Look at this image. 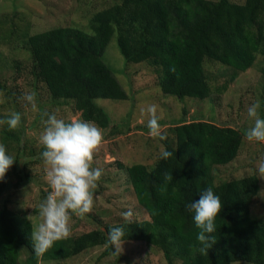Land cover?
<instances>
[{
	"label": "trees",
	"instance_id": "16d2710c",
	"mask_svg": "<svg viewBox=\"0 0 264 264\" xmlns=\"http://www.w3.org/2000/svg\"><path fill=\"white\" fill-rule=\"evenodd\" d=\"M89 25L92 33L75 26H60L32 35L26 29L23 38H27L30 74L35 83L45 86L53 102L72 103L84 121L110 129L109 136L121 132L112 129L110 117L96 101L128 99L103 60L115 34L127 64L150 67L161 92L181 102L187 98L212 99L215 90L225 92L239 75L253 68L259 56H264V0H117L95 13ZM206 63L229 69L228 81L214 89ZM129 80L134 82L133 77ZM263 106L264 100L262 118ZM7 118L0 114V119ZM23 123L22 120L16 130H9L5 124L1 131L7 151L16 152L14 175H20L25 167L23 158L27 159L26 166L41 161L45 150H37L35 145L25 147ZM159 123L166 124L163 119ZM143 130L149 132L148 127ZM244 132L243 128L219 125L204 117L189 122L182 119L170 125L164 132L167 139L161 140L164 149L173 152L172 158L165 161L160 157L153 166L120 163L135 199L149 217L127 226V243L145 242L155 247L164 254L167 264H264V220L251 215V206L261 194L259 176L216 184L218 174L214 172L215 167L239 158ZM11 144L15 147L8 149ZM165 172L172 174L171 181L165 182ZM209 186L221 198L223 210L216 221V232L208 234L216 242L205 256L198 251L199 229L188 205L198 201ZM7 188L9 172L0 182V199ZM123 223L97 222L96 229L58 241L39 264L106 246L109 228ZM32 227L23 211L3 206L0 264H23V248L28 251L25 264H38ZM109 254L112 248L107 246L104 255Z\"/></svg>",
	"mask_w": 264,
	"mask_h": 264
},
{
	"label": "rangeland",
	"instance_id": "374dc122",
	"mask_svg": "<svg viewBox=\"0 0 264 264\" xmlns=\"http://www.w3.org/2000/svg\"><path fill=\"white\" fill-rule=\"evenodd\" d=\"M116 1L0 0V114L9 116L12 112L20 111L21 122L24 121L25 136L22 143L25 147L35 145L37 150L44 147L39 143V137L44 130L42 120L47 119L41 115L44 111L56 113L57 117L65 122H71L73 119L83 120L72 103L53 102L45 86L35 83L30 74L32 60L27 49V38H23L26 29L31 35L60 26H75L88 32L93 15L112 6ZM103 60L127 92L128 99L96 101L110 117L112 129L121 133L109 136L110 129L100 128L104 132V144L96 155L93 166L101 168L103 175L98 182L92 212L86 214L83 219L73 216L72 235L96 229L97 222H123L121 213L129 209L134 213V220L144 221L149 218L135 199L126 172L119 166L120 163L128 166H153L164 149L159 138H152L149 132L143 130L147 127L148 117L142 114L141 109L156 105L157 115L166 122L164 126L161 125L164 132L168 131L170 125L182 119L189 122L204 117L219 125L243 128L246 133L254 123L247 115V108L257 101L262 106L264 100V56H259L253 68L239 75L225 92L218 93L215 90L212 99L198 101L187 98L183 102L161 92L156 86L155 75L150 67L143 64H127L119 49L117 34L110 41ZM206 69L208 76L212 78L214 89L228 81L231 75L229 69L214 63H206ZM129 77L134 78L133 84ZM32 91L36 93L39 109L37 112H33L21 99L25 92ZM262 108L264 112V106ZM258 111L260 114V109ZM3 128L4 125H0V144L5 146L1 134ZM12 146L15 147L11 144L8 149ZM7 153L14 157L16 152L11 150ZM261 160H264V145L249 142L244 136L239 158L228 165L214 168L215 174H218L216 184L254 174L259 176L261 194L251 206V215L258 220H264V178H261L257 171V162ZM22 166L25 167L20 175H14V164L9 169L10 188L6 189L0 199V210L6 205L11 210L23 211L27 218L32 216L33 222L39 224L40 204L51 191L47 180V165L41 160L30 162L27 166L22 163ZM106 249L107 246L101 245L69 259L42 260L40 264H167L164 254L145 242L126 243L120 256L104 255ZM27 256L28 251L23 248L21 263L25 264Z\"/></svg>",
	"mask_w": 264,
	"mask_h": 264
},
{
	"label": "clouds",
	"instance_id": "9594fccd",
	"mask_svg": "<svg viewBox=\"0 0 264 264\" xmlns=\"http://www.w3.org/2000/svg\"><path fill=\"white\" fill-rule=\"evenodd\" d=\"M21 99L33 112L39 111L36 93L25 92ZM259 101L247 108L248 117L254 122L248 128L245 137L249 142H258L264 145V118H261ZM142 114L148 117L147 127L152 138L166 140L167 137L159 123L157 106L149 105L141 109ZM44 130L39 137V143L45 150L41 159L47 165V180L51 187L46 199L40 204L39 216L41 222L31 221L33 250L39 264L40 259L53 248L54 244L66 240L72 235L71 221L73 216L80 219L92 212L96 190L102 178L103 170L94 167L95 157L104 144V132L93 122L73 119L65 122L57 117L56 113H41ZM21 114L12 112L7 119H0V125H7L9 130H16L21 124ZM161 159L167 161L173 157V152L162 149ZM17 160L7 153L6 147L0 144V182L5 180L6 173ZM21 163H27L21 160ZM257 171L264 178V160L257 162ZM165 182L171 181L173 176L169 172L163 174ZM194 211V220L199 229L197 241L201 247L198 251L207 256L212 244L216 242L211 235L217 230L216 221L223 210L221 198L211 186L200 193L198 201L188 205ZM124 223L109 228L106 236V246L112 248V254L120 256L127 243V226L134 223V213L129 209L122 212Z\"/></svg>",
	"mask_w": 264,
	"mask_h": 264
}]
</instances>
